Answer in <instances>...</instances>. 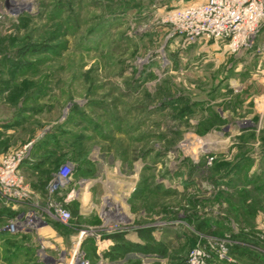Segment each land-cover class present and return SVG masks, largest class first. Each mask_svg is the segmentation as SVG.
<instances>
[{
  "label": "rangeland",
  "instance_id": "1",
  "mask_svg": "<svg viewBox=\"0 0 264 264\" xmlns=\"http://www.w3.org/2000/svg\"><path fill=\"white\" fill-rule=\"evenodd\" d=\"M199 1L0 0V156L42 221L0 199V264H264V52L188 43Z\"/></svg>",
  "mask_w": 264,
  "mask_h": 264
},
{
  "label": "built area",
  "instance_id": "2",
  "mask_svg": "<svg viewBox=\"0 0 264 264\" xmlns=\"http://www.w3.org/2000/svg\"><path fill=\"white\" fill-rule=\"evenodd\" d=\"M173 21L175 31L188 43L220 41L231 52L237 53L252 50L260 41L258 50L264 52V0H204L177 10ZM20 162V154L0 156V199L11 210H15L16 206L25 207L24 212L8 221L5 229L11 235L36 230L42 222L36 215L38 206L30 200L28 186L19 172ZM71 173V164L64 165L58 173L57 182H63ZM47 208L62 223L68 221L69 213L57 204L49 201ZM71 264H88V261L79 255L73 258ZM188 264H207L204 253L198 248L193 249Z\"/></svg>",
  "mask_w": 264,
  "mask_h": 264
},
{
  "label": "crops",
  "instance_id": "3",
  "mask_svg": "<svg viewBox=\"0 0 264 264\" xmlns=\"http://www.w3.org/2000/svg\"><path fill=\"white\" fill-rule=\"evenodd\" d=\"M202 1H204V0H201V1H199V2H197V3H200V2H202ZM139 236L141 237L142 236V234L141 233H139ZM138 234H136V235H134V239H132L131 241H132V243H135V244H140L141 243V240L140 239H138Z\"/></svg>",
  "mask_w": 264,
  "mask_h": 264
},
{
  "label": "water",
  "instance_id": "4",
  "mask_svg": "<svg viewBox=\"0 0 264 264\" xmlns=\"http://www.w3.org/2000/svg\"><path fill=\"white\" fill-rule=\"evenodd\" d=\"M106 210L113 211V209L111 207L106 208Z\"/></svg>",
  "mask_w": 264,
  "mask_h": 264
},
{
  "label": "bare ground",
  "instance_id": "5",
  "mask_svg": "<svg viewBox=\"0 0 264 264\" xmlns=\"http://www.w3.org/2000/svg\"><path fill=\"white\" fill-rule=\"evenodd\" d=\"M18 8H19V5H18Z\"/></svg>",
  "mask_w": 264,
  "mask_h": 264
},
{
  "label": "trees",
  "instance_id": "6",
  "mask_svg": "<svg viewBox=\"0 0 264 264\" xmlns=\"http://www.w3.org/2000/svg\"><path fill=\"white\" fill-rule=\"evenodd\" d=\"M1 214V213H0Z\"/></svg>",
  "mask_w": 264,
  "mask_h": 264
}]
</instances>
